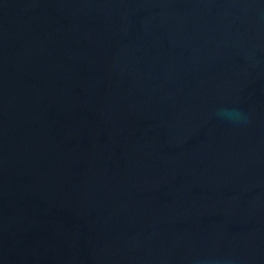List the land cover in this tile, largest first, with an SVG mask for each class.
Wrapping results in <instances>:
<instances>
[{"label": "water", "instance_id": "water-1", "mask_svg": "<svg viewBox=\"0 0 264 264\" xmlns=\"http://www.w3.org/2000/svg\"><path fill=\"white\" fill-rule=\"evenodd\" d=\"M0 264H264V0H0Z\"/></svg>", "mask_w": 264, "mask_h": 264}, {"label": "clouds", "instance_id": "clouds-1", "mask_svg": "<svg viewBox=\"0 0 264 264\" xmlns=\"http://www.w3.org/2000/svg\"><path fill=\"white\" fill-rule=\"evenodd\" d=\"M215 115L221 121L230 124H239L245 120L243 113L236 108L220 107L216 110Z\"/></svg>", "mask_w": 264, "mask_h": 264}]
</instances>
